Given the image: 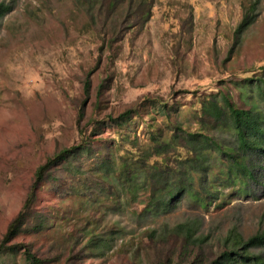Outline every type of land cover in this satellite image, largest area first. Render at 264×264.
<instances>
[{
    "label": "rangeland",
    "instance_id": "rangeland-1",
    "mask_svg": "<svg viewBox=\"0 0 264 264\" xmlns=\"http://www.w3.org/2000/svg\"><path fill=\"white\" fill-rule=\"evenodd\" d=\"M151 1V16L141 31L126 33L112 51H101L109 31L91 22L83 0H0L12 7L0 21V242L35 170L80 143L77 117L85 101L80 127L89 134L99 127L92 129L91 120H104L108 128L101 135L116 139L118 154L135 137L139 142L147 138L143 122L166 132L178 122L193 131L200 101L208 94L228 91L245 108L237 87L264 75V0ZM251 3H256V19L235 44L243 6ZM241 92L243 101L253 99L246 87ZM130 109L138 114L119 125L110 122L108 117L117 120ZM220 137L230 141L228 134ZM91 162L74 160L68 169L51 171L35 201L41 229L18 234L10 245L28 244L49 264H159L168 259L174 264L180 243L170 229L184 220L197 219L201 235L208 237L204 250L209 259L219 254L230 230L244 239L264 231V183L237 193L239 186L222 188L219 181L225 196L209 208L184 196L168 214L147 213V194L133 201L118 188L119 197H113ZM78 164L81 174L74 175ZM21 251L0 255V264H27ZM260 253L264 256V250Z\"/></svg>",
    "mask_w": 264,
    "mask_h": 264
},
{
    "label": "trees",
    "instance_id": "trees-1",
    "mask_svg": "<svg viewBox=\"0 0 264 264\" xmlns=\"http://www.w3.org/2000/svg\"><path fill=\"white\" fill-rule=\"evenodd\" d=\"M87 14L93 24L107 28L108 37L102 46L113 50L125 37L126 33L141 31L151 16L153 2L150 0H83ZM97 6V8H96ZM96 9L98 11L95 14ZM12 10V7L0 3V21ZM125 11L124 14L119 12ZM104 14V15H103ZM256 3L243 6L241 20L234 31V42L238 43L243 33L256 19ZM96 20L98 21H95ZM116 54V53H115ZM115 54L110 58L115 57ZM264 69V68H263ZM107 79L99 85L97 99L102 96ZM247 88L252 95L250 102L243 101L241 91ZM90 84H84L87 97ZM237 89L243 106L236 105L228 91L211 93L203 96L200 109L196 113L197 128L186 129L178 122L171 124L168 132L143 122L149 132L147 138L139 142L135 137L120 150L116 139L102 137L103 129L108 126L104 120H91L89 125L95 131L86 134L80 127L84 118V104L78 111L80 143L64 148L47 158L33 174L32 184L24 203L10 222L0 242V255L15 254L21 249L27 264H49L50 261L38 257L28 244L10 242L22 232H37L41 229L42 219L35 212V201L40 188L46 182L52 170L58 167L68 169L73 161L92 160L90 167L96 178L106 182L113 197L118 198V188L135 201L139 195L147 194L144 212L168 214L176 209L180 200L186 196L206 209L213 202L225 196L218 187L239 186L237 193H248L250 185L264 183V75L254 80L242 82ZM87 99V98H86ZM161 101V100H160ZM162 112L166 114V103L161 101ZM156 106L155 103H151ZM137 111L128 110L117 120L108 117L110 122L119 125L130 119ZM167 116V115H166ZM228 134L230 141H225L222 134ZM216 135L218 137H216ZM109 142L110 147L102 148ZM94 144L99 145L95 148ZM78 164L71 173L81 174ZM219 165L218 168L214 166ZM217 174L214 175V170ZM72 176V175H71ZM76 178L75 176H72ZM106 180V181H104ZM199 187L201 191H198ZM151 233L150 237H153ZM170 235L180 243L179 259L174 264H264V231L244 239L236 230H230L221 241V251L209 259L204 248L208 237L201 235L197 219H187L174 225ZM206 255V256H205ZM168 259L165 263L170 264Z\"/></svg>",
    "mask_w": 264,
    "mask_h": 264
}]
</instances>
